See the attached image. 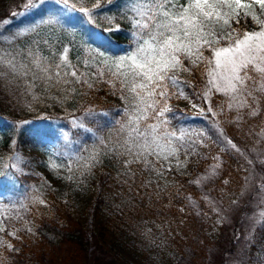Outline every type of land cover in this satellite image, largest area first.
I'll list each match as a JSON object with an SVG mask.
<instances>
[{
	"label": "trees",
	"instance_id": "1",
	"mask_svg": "<svg viewBox=\"0 0 264 264\" xmlns=\"http://www.w3.org/2000/svg\"><path fill=\"white\" fill-rule=\"evenodd\" d=\"M132 4L133 0H85L82 6L69 10L58 2H40L17 18L11 16L3 24L0 47L17 52L33 49L30 44L34 35L30 29L35 30L41 22L57 19L59 23L49 25L61 32L74 31L104 52L117 55L136 48ZM81 7L90 12L81 11ZM233 27L251 31L257 26L248 17ZM6 38H10L9 41ZM203 54L211 56L210 50ZM204 71L205 64L201 63L191 73H178L181 81L191 84L183 87L190 99L173 96L169 101L172 111L166 115L171 130L186 133L182 143L189 153L188 170L182 172L165 167L166 180L163 181L149 177L145 169L129 170L124 165L125 169H120L119 164L101 161L93 168L94 175L89 179L91 198L87 213L77 212L71 201L52 186H48L41 197L45 204L34 202L35 189L44 181V174L37 165L30 163V158L22 162L26 169L17 167L15 159L25 147L46 144L65 159L81 155L85 147L102 140L110 128L125 119L126 105L116 89L119 87L113 88L106 82L107 72L91 89L77 83L54 84L42 80H36L29 88L24 79L0 78V205L8 210L6 216H0L6 225L0 238L12 244V248L0 247V264H133L123 261L117 254L111 258L104 254L110 251L119 254L117 247H126L130 238L136 240L135 224L139 225V232L145 233L146 243L156 247L166 245L173 264H181L179 255L187 251V245L191 251L190 241L194 245L197 242L192 251L194 257L196 247L200 252L204 248L198 246L199 235L195 229L204 224L207 212H211L209 219L214 220H210L211 237L220 236L222 229L217 226L216 212L211 206L206 209L202 204L203 208L198 211L192 199L198 198L201 191L218 195L221 187L230 190L231 185L241 182L246 169L244 155L224 149L220 141L227 136L241 143L249 134L246 136L231 121L224 123L222 132L215 127L212 122L215 115L207 111L209 100L201 96L207 79ZM2 81L7 82V86L2 85ZM219 96L214 93L210 97L213 111H216ZM186 101L196 103L198 109L190 108ZM200 108L205 109L204 114H200ZM201 132L207 133L210 148L205 145L194 148L199 143L197 133ZM218 149L223 156L219 174L206 183H194L211 163L210 154ZM148 227L157 233L147 234ZM28 228L32 231H27ZM183 228L188 232L184 233ZM14 230L16 236L10 234ZM91 238L102 252L92 260L88 255ZM252 238L247 247L248 264H264V220L255 224ZM203 263L184 260V264Z\"/></svg>",
	"mask_w": 264,
	"mask_h": 264
},
{
	"label": "snow or ice",
	"instance_id": "2",
	"mask_svg": "<svg viewBox=\"0 0 264 264\" xmlns=\"http://www.w3.org/2000/svg\"><path fill=\"white\" fill-rule=\"evenodd\" d=\"M80 10L90 12L84 7ZM132 11L136 48L110 62L103 59V70L98 68L91 73L80 71L68 61L67 49L56 62L52 57H44L39 51L28 48L0 55V78L24 79L29 88L36 80H42L54 84L77 83L91 89L96 80L107 72L109 79L106 82L113 88L119 83L117 90L128 106L124 110L126 119L119 128L123 140L111 146L101 140L103 154L112 152L123 156L126 167L139 164L160 176L164 174V162L171 165L172 159L176 160L175 167H187V161L179 158L182 153L189 155L182 143L186 133L177 134L170 130L166 119L172 111L169 101L173 96L190 99L183 87L191 84L181 81L179 72L191 73L201 63L205 64L203 74L207 79L201 96L209 100L207 111L213 115L219 113L211 108L210 97L218 93L227 97L220 112L223 113L225 107L235 111L236 121L242 120L245 115L264 116V0H133ZM248 17L256 28L240 31L233 27V24L239 25ZM45 22L59 23L57 19ZM205 50H210V57L204 56ZM97 55L103 57L102 52L97 51ZM192 106L198 107L195 103ZM204 112L205 109L200 108V114ZM261 135L264 136V131ZM199 142L203 143V140ZM227 144L244 155L231 139L227 140ZM100 157L101 152L94 151L84 163L78 164V170H82V174L90 172L101 163ZM248 163L252 164V161L248 160ZM51 166L54 169L61 167L54 163ZM219 167V164L214 165L210 174L194 183L201 184L217 175ZM69 171L72 169L69 168ZM66 178L72 180L73 176ZM252 179L251 175L245 177L241 195L248 190ZM257 188L264 192V184ZM33 200L46 203L39 195ZM0 209H3L0 216H6L8 210L3 205ZM260 217L264 220V212L260 213ZM5 231L6 225L0 220V232ZM10 234L16 236V231ZM0 247L12 248V244L0 238Z\"/></svg>",
	"mask_w": 264,
	"mask_h": 264
},
{
	"label": "rangeland",
	"instance_id": "3",
	"mask_svg": "<svg viewBox=\"0 0 264 264\" xmlns=\"http://www.w3.org/2000/svg\"><path fill=\"white\" fill-rule=\"evenodd\" d=\"M48 1L58 2L60 5L66 7L69 10L74 9L77 6H82V3L85 2V0H0V29H2L4 26L3 24L7 22L11 16L17 18L19 15L28 12L32 6H37L40 2ZM30 3L32 4L31 7H29ZM31 34L34 35V37L32 38L30 45L33 46L34 50L39 51L42 56H50L52 58L55 57V61L59 62L60 55L64 53L65 49H67L66 55L68 57V61L82 72L91 73L93 71L95 72L96 68L104 69L105 65L102 63L103 59H108L110 62L111 60L118 59L121 56H126L135 50V48L127 49L126 51H122L117 55H113L109 52H104L93 43L87 42L85 38H82L74 31L61 32L46 22H41L40 26L38 25L36 29L31 32ZM9 39L10 38H6L5 40L9 41ZM97 51L102 52L103 57H99L97 55ZM4 52L12 51L11 49L8 50L6 47L1 46L0 55H2ZM2 82V85L7 86V82ZM117 87H119L118 82ZM226 100L227 97H224L220 94L218 98L219 102L215 108V112L219 113V115H215V118H213L212 122L215 127L222 132L224 123L231 121L234 122L236 128H239L240 131L245 132L244 134H246V136L249 134L247 137H245V142L243 141L241 143H236L233 141L244 153L243 157L246 161V169L243 173L241 182L238 185H231L230 190H228L226 186L221 187L220 194L218 195H211L206 191H201L198 198L195 197L196 199H192V205L198 211L201 210L200 208L202 207L200 204H202L206 209H209L208 206H211L210 208L213 210L218 209V211H215L217 215L216 219H218L217 226H220V229L222 230L221 235H218L219 237L216 236L215 239L211 237L210 222L214 220H212V218L209 219V214L211 212H207L208 215H204L203 218L204 224H201L195 229L198 231L199 235L197 240L198 246L202 245L204 248H202L200 252L199 247H196L197 253L194 257V255H192V251H195L194 247L196 246L197 242L194 245V243L190 241L188 244H191L192 246V248H190L191 251L188 250L187 245V251L184 252L185 250H183V255H179L181 256V264H184V260L187 261L191 259L197 263L202 261L204 262L203 264H248L247 247L253 239L252 235L255 224L262 220L260 213L264 212V192H261L257 186L264 184V136L261 135L262 131H264V116L249 117L245 115L242 120L236 121L235 111H230L227 109V107H225L224 112H220L221 105H225ZM186 102L190 108L198 109V107L194 108L192 106L193 102ZM178 103L183 102L178 101ZM125 105L126 107L128 106L126 102ZM246 119L250 120L247 122ZM250 127L252 128L250 129ZM119 128L120 124L110 128L104 137H102V140L105 144L111 146L117 141L123 140L124 136L119 131ZM175 132L177 134L180 133L179 131ZM207 137V133L202 137L198 136V140H203V143L199 142L194 148H200L199 145H205L206 147L210 148V146L207 144ZM228 139L230 138L224 136L220 141V144L222 147H224V149H232L230 145L227 144ZM195 140H197V138ZM219 149L213 151V153L210 154L212 155L211 163L209 164L205 173H200L199 178L210 174L214 165L221 164L223 156L220 154ZM103 150L104 145H102L101 140H99V142H92L87 147H85L84 152L81 155L74 158L68 157L65 159L62 158L56 151H54L49 144L35 148L25 147L19 151L14 164H16L17 167L26 169L22 162L25 159L30 158V163L32 165L34 164L35 166L37 165L39 170L44 174V181L40 185H37L35 189L34 194L36 196L39 195L41 198L44 195L47 187L52 186L58 194H61L71 201L77 212L87 213L91 198V183L89 182V179L94 175V171L92 168L90 172H83L82 174V170H78V164L84 163V161L94 151H100L101 161H105L109 165L115 163L119 164L120 169H122V167L125 169L126 167L124 165L125 157L118 156L112 152L104 155ZM179 158L182 161L186 160L188 162V156L183 155V153ZM248 160H251L252 164H249ZM53 163L56 165H61V167L54 169L51 166ZM175 165V159H172L171 165H169L167 162H164L163 176L158 175L156 171H149L139 164L127 166L126 169L133 170V168L136 169L137 167V170L145 169L146 172H148L149 177H152L153 179L158 177L165 181V167H173L176 169L177 167H175ZM157 167H160V165H157ZM220 167L217 169L218 174ZM69 168H71L72 171H69ZM187 168L188 166L177 169L181 170L182 172H186V170H188ZM69 175L73 176L72 180L66 178ZM249 175H251L253 178L252 183L249 185L248 190L243 195H241L243 185L245 184V177ZM211 178H213V176H211ZM203 182L206 183V181ZM205 197H207V200ZM234 200L238 201V203H233ZM208 201H211L212 203L210 204ZM134 229L136 230V235L138 234L137 239L135 238L136 240L130 238L128 240L129 242H126V247H117L116 249L118 250L119 254L114 251H110L111 253L108 252L104 255H106L107 258H111V255L117 254L123 261H131L133 264L174 263L172 261L173 257H170L168 251L165 250L166 245H159L156 247L154 245L150 246L147 242L148 249L145 250L147 245L144 238L145 233L143 231L142 233L138 231V224H135ZM149 229L150 228L148 227L146 232L149 235H153V232H156L155 229ZM87 230L86 232L90 233V230ZM182 230L184 233L188 232L187 228H183ZM147 239L150 240L149 237H147ZM95 242L94 238H91V243L88 245V255L91 260L95 257L94 255L102 253L99 249V246H97ZM166 256H169V258Z\"/></svg>",
	"mask_w": 264,
	"mask_h": 264
}]
</instances>
